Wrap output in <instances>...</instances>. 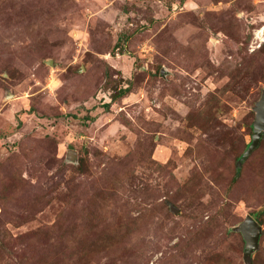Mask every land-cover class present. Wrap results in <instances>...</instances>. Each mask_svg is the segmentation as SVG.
<instances>
[{
    "label": "rangeland",
    "instance_id": "374dc122",
    "mask_svg": "<svg viewBox=\"0 0 264 264\" xmlns=\"http://www.w3.org/2000/svg\"><path fill=\"white\" fill-rule=\"evenodd\" d=\"M263 89L264 0H0V264H264Z\"/></svg>",
    "mask_w": 264,
    "mask_h": 264
},
{
    "label": "water",
    "instance_id": "95a60500",
    "mask_svg": "<svg viewBox=\"0 0 264 264\" xmlns=\"http://www.w3.org/2000/svg\"><path fill=\"white\" fill-rule=\"evenodd\" d=\"M254 112V121L252 123L251 140L244 153L242 154L239 163L243 162L250 153L257 147L260 140L264 141V89L261 92L259 100L252 108ZM76 151L70 150L67 152L68 159H74ZM240 233L244 241L243 259L250 264L251 254L257 249L259 237L261 235L260 225L250 216L246 215L244 220L235 228Z\"/></svg>",
    "mask_w": 264,
    "mask_h": 264
},
{
    "label": "trees",
    "instance_id": "16d2710c",
    "mask_svg": "<svg viewBox=\"0 0 264 264\" xmlns=\"http://www.w3.org/2000/svg\"><path fill=\"white\" fill-rule=\"evenodd\" d=\"M129 93V89L128 87H124V86H115L114 91L111 93L110 95V100L111 101H116L119 100L120 98H123L126 94ZM105 108L109 107V104L104 105ZM90 120H92V118H90ZM249 144H247L248 146ZM257 216L254 217V220L257 222ZM258 223V222H257Z\"/></svg>",
    "mask_w": 264,
    "mask_h": 264
}]
</instances>
